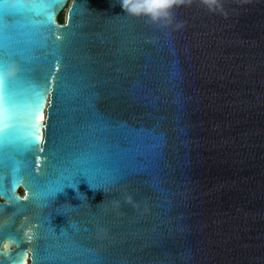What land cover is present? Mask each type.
<instances>
[{"label": "water", "instance_id": "1", "mask_svg": "<svg viewBox=\"0 0 264 264\" xmlns=\"http://www.w3.org/2000/svg\"><path fill=\"white\" fill-rule=\"evenodd\" d=\"M118 3L0 0V264H264V0Z\"/></svg>", "mask_w": 264, "mask_h": 264}, {"label": "snow or ice", "instance_id": "2", "mask_svg": "<svg viewBox=\"0 0 264 264\" xmlns=\"http://www.w3.org/2000/svg\"><path fill=\"white\" fill-rule=\"evenodd\" d=\"M183 2V0H181ZM5 7H9L6 5ZM59 39V37H57ZM10 69H14V61L10 58H5V56L0 55V149L3 147L4 140L9 135L10 129L15 127L13 123V116L15 114V109L18 105V100L15 93V85L19 79V74L23 71L22 66H15L16 76L10 78L8 72ZM59 70V69H57ZM48 75H51L49 70ZM45 79V90L47 84V75ZM37 100L34 101V107L38 109L43 101V93L36 92ZM31 127V126H30ZM29 137L25 138L26 142L23 145L24 150H27L30 146H33L39 137L35 132H30ZM43 152V149H41ZM39 165H37L38 167Z\"/></svg>", "mask_w": 264, "mask_h": 264}, {"label": "clouds", "instance_id": "3", "mask_svg": "<svg viewBox=\"0 0 264 264\" xmlns=\"http://www.w3.org/2000/svg\"><path fill=\"white\" fill-rule=\"evenodd\" d=\"M180 3L181 0H119L118 5L128 18L143 19L146 24L166 27L173 18L176 6ZM200 3L210 13L222 9L220 0H200ZM13 71L14 69H10L8 75Z\"/></svg>", "mask_w": 264, "mask_h": 264}, {"label": "rangeland", "instance_id": "4", "mask_svg": "<svg viewBox=\"0 0 264 264\" xmlns=\"http://www.w3.org/2000/svg\"><path fill=\"white\" fill-rule=\"evenodd\" d=\"M67 9V8H66ZM66 9L60 14L61 18H62V21L64 23L65 21V14H66Z\"/></svg>", "mask_w": 264, "mask_h": 264}, {"label": "trees", "instance_id": "5", "mask_svg": "<svg viewBox=\"0 0 264 264\" xmlns=\"http://www.w3.org/2000/svg\"><path fill=\"white\" fill-rule=\"evenodd\" d=\"M57 22H58V24H63V21H62V18H61V16L59 15L58 17H57Z\"/></svg>", "mask_w": 264, "mask_h": 264}, {"label": "flooded vegetation", "instance_id": "6", "mask_svg": "<svg viewBox=\"0 0 264 264\" xmlns=\"http://www.w3.org/2000/svg\"><path fill=\"white\" fill-rule=\"evenodd\" d=\"M17 193H18L19 196H22L23 195V191L21 189H19V191Z\"/></svg>", "mask_w": 264, "mask_h": 264}, {"label": "bare ground", "instance_id": "7", "mask_svg": "<svg viewBox=\"0 0 264 264\" xmlns=\"http://www.w3.org/2000/svg\"><path fill=\"white\" fill-rule=\"evenodd\" d=\"M45 120V115H44V117H43V121Z\"/></svg>", "mask_w": 264, "mask_h": 264}]
</instances>
